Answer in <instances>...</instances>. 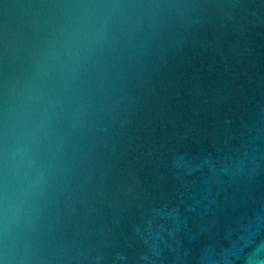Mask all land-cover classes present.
Returning a JSON list of instances; mask_svg holds the SVG:
<instances>
[{
	"label": "water",
	"instance_id": "95a60500",
	"mask_svg": "<svg viewBox=\"0 0 264 264\" xmlns=\"http://www.w3.org/2000/svg\"><path fill=\"white\" fill-rule=\"evenodd\" d=\"M0 264H264V0H0Z\"/></svg>",
	"mask_w": 264,
	"mask_h": 264
}]
</instances>
